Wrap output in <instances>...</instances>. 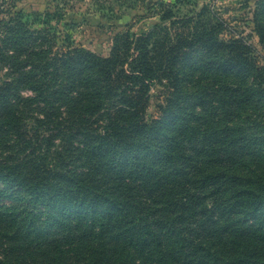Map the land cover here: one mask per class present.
Listing matches in <instances>:
<instances>
[{
  "label": "trees",
  "instance_id": "trees-1",
  "mask_svg": "<svg viewBox=\"0 0 264 264\" xmlns=\"http://www.w3.org/2000/svg\"><path fill=\"white\" fill-rule=\"evenodd\" d=\"M12 4L0 0V201L20 207H0V264H264L256 48L221 39L204 10H166L101 56L58 43V12ZM253 23L264 49V0ZM217 108L222 127L197 125ZM248 160L260 171L225 168Z\"/></svg>",
  "mask_w": 264,
  "mask_h": 264
},
{
  "label": "rangeland",
  "instance_id": "rangeland-1",
  "mask_svg": "<svg viewBox=\"0 0 264 264\" xmlns=\"http://www.w3.org/2000/svg\"><path fill=\"white\" fill-rule=\"evenodd\" d=\"M258 0H11L17 10L37 13L44 10L55 11L58 16V29L60 38L58 43L70 42L75 47L86 48L98 55L108 56L116 40H120L127 32L141 35L150 31L155 24L160 23V17L166 10H171L173 18L191 16L199 20L197 14L204 10L202 18L211 24L222 23L223 31L220 38L232 40L240 37L248 40L256 48V57L259 65L264 67V49L259 43L260 35L256 33L253 23V11ZM168 22V21H167ZM3 71L0 70V77ZM149 105L146 109V117L157 118L160 113L157 108L163 103L161 98L162 88L154 85L150 91ZM221 109L217 108L215 113H209L208 109L201 111L197 125L203 128L222 127L219 114ZM251 112V111H249ZM198 119V118H197ZM235 120V119H234ZM237 120V119H236ZM232 124V123H231ZM234 124V123H233ZM214 134L216 136H220ZM217 138V137H214ZM229 170L237 173H245L259 167L252 160H248L246 166H226ZM251 174V173H250ZM0 189L9 190L5 185L0 184ZM208 202L207 204H210ZM10 210H19L20 203L10 204L9 201H0V207ZM219 212L213 214V218H219ZM222 216V214H221ZM182 223L180 230L184 237L194 238V231ZM197 238L195 239V241ZM185 240L182 250L189 254L192 245H187ZM178 247L176 244L173 248ZM3 248L0 247V252ZM76 259L74 255L69 258ZM83 262V261H82ZM187 264H194L187 263Z\"/></svg>",
  "mask_w": 264,
  "mask_h": 264
}]
</instances>
